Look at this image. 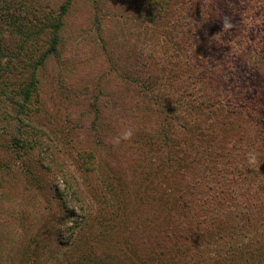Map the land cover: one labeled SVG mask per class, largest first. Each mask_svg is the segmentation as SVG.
Wrapping results in <instances>:
<instances>
[{"label": "rangeland", "instance_id": "1", "mask_svg": "<svg viewBox=\"0 0 264 264\" xmlns=\"http://www.w3.org/2000/svg\"><path fill=\"white\" fill-rule=\"evenodd\" d=\"M36 2L67 10L23 114L30 47L7 41L0 264H264V0ZM159 4L167 61L142 19Z\"/></svg>", "mask_w": 264, "mask_h": 264}, {"label": "trees", "instance_id": "2", "mask_svg": "<svg viewBox=\"0 0 264 264\" xmlns=\"http://www.w3.org/2000/svg\"><path fill=\"white\" fill-rule=\"evenodd\" d=\"M36 1L37 0H35V2L34 0L0 1V30L2 29V25H5L3 24V20L5 18L7 19L5 23L9 28V32H7L8 34L5 38H2V30L0 31V78H5L4 75H2V72H5L6 70H13L12 68L8 67L10 66L9 62L12 61L13 57L12 54H10L11 49H9L7 41L12 39L13 35L19 33L23 36L24 39H22L21 42H18L17 49H24L22 46L23 43H26L27 48L30 47L29 49H26L27 51L25 53L26 64L30 66L28 78L26 79L25 83L18 84L16 88L11 89V91L7 94V100L15 105L18 114L25 113L27 111L28 105L33 101V99H37L38 78L36 72L38 66L45 63L46 58L56 54L57 52V48L60 43V30L63 26V18L67 10V6L64 3L67 2L68 4V1L64 2L62 5H60L59 10L55 12L52 10L43 9V6L40 4L39 5L41 6V8H39ZM161 5L162 8L160 4L158 6H155V8H159L158 13H152L148 15V17H142V19L145 18L147 24L154 26L155 30L152 36H155L156 42L159 43V47L157 48V50L161 51V55L158 54L157 56L160 59L163 58L164 61H167L168 56L166 53L170 46V41L167 38L168 36L166 35L165 30L167 28H170L171 30V28L176 26H174L173 22H170V20H168L167 17L164 16V7L163 4ZM14 11L22 13L23 24L19 23L21 19H17V14ZM19 16L22 17L21 15ZM173 32H177V30ZM32 46L37 47L36 49H38L37 52L39 53H36V55L34 56V58H36L34 61L32 60V53H28L30 49H33ZM41 48L44 49L42 50ZM147 53L151 54L150 50ZM15 56V60H17V58H20L19 54L17 53L15 54ZM5 57L7 59L3 61ZM153 59H155V56H151V60ZM170 64L171 62L167 63L166 65L168 66ZM24 66L26 65L24 64ZM5 79H7V77ZM7 84L8 82H5L3 86L6 87ZM5 87L0 90L1 94L2 92H7L6 90H4ZM158 94L159 96L164 97L163 93ZM160 100H162V98H159L158 96L152 98L153 102H151V106L156 107L154 108L155 111H158V109L160 111L161 107L167 106V103L165 101ZM149 111L154 112L153 110ZM161 126L164 127L163 124ZM180 138L188 139V137L186 136ZM189 138L192 139L193 137L190 135ZM14 141L16 142V145L18 144V146H20L19 139L14 138Z\"/></svg>", "mask_w": 264, "mask_h": 264}, {"label": "clouds", "instance_id": "3", "mask_svg": "<svg viewBox=\"0 0 264 264\" xmlns=\"http://www.w3.org/2000/svg\"><path fill=\"white\" fill-rule=\"evenodd\" d=\"M133 135V131L131 128L125 130L121 136H118L117 138H115V143L119 144L121 140H130L132 138ZM248 160H249V164L251 165H255L258 163V158L257 155L254 152H249L248 153Z\"/></svg>", "mask_w": 264, "mask_h": 264}]
</instances>
